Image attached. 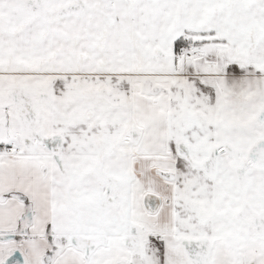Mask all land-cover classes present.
Wrapping results in <instances>:
<instances>
[{"label":"snow or ice","instance_id":"obj_1","mask_svg":"<svg viewBox=\"0 0 264 264\" xmlns=\"http://www.w3.org/2000/svg\"><path fill=\"white\" fill-rule=\"evenodd\" d=\"M0 264H264V0H0Z\"/></svg>","mask_w":264,"mask_h":264}]
</instances>
